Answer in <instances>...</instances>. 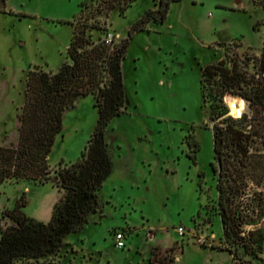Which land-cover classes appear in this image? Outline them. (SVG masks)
Instances as JSON below:
<instances>
[{
	"label": "rangeland",
	"instance_id": "obj_1",
	"mask_svg": "<svg viewBox=\"0 0 264 264\" xmlns=\"http://www.w3.org/2000/svg\"><path fill=\"white\" fill-rule=\"evenodd\" d=\"M82 1L5 0L0 10V144L17 139L28 69L56 70L65 60L70 22ZM156 2L134 0L122 14L114 8L102 16L108 32L124 37ZM263 35L259 0H173L163 22L150 21L135 33L121 62L123 111L106 130L113 170L99 192L101 210L68 234L55 254L14 264H150L154 246L174 243L177 264H230L231 256L221 249L210 165L212 133L200 67L233 52L259 54ZM237 106L241 112L245 105ZM229 109L238 113L234 106ZM96 121L92 95L79 97L64 111L47 158L52 174L77 159ZM62 192L52 181L2 183L0 230L13 223L2 212L14 208L22 195L23 212L47 222ZM117 228L126 234L122 248L114 245ZM256 228L264 235V219L245 226ZM262 257L260 264L264 241Z\"/></svg>",
	"mask_w": 264,
	"mask_h": 264
},
{
	"label": "trees",
	"instance_id": "obj_2",
	"mask_svg": "<svg viewBox=\"0 0 264 264\" xmlns=\"http://www.w3.org/2000/svg\"><path fill=\"white\" fill-rule=\"evenodd\" d=\"M4 10L5 0H0ZM134 0H84L70 22L65 60L56 70L28 69L24 101L17 113V139L0 144V185L6 181H52L62 195L47 222L26 215L22 195L2 215L12 224L0 230V264L55 254L66 236L78 231L101 209L98 191L112 171L106 141L110 121L121 114L125 86L121 62L133 35L150 21L163 22L171 1L157 0L127 29L110 34L105 18L122 14ZM264 8V0H259ZM255 23L253 28L258 29ZM202 101L209 109L215 178V209L230 264H260L264 235L245 229L264 219V35L259 54L233 52L200 67ZM92 95L97 121L76 160L51 173L48 156L62 129L64 111L79 97ZM228 97L225 101V97ZM244 103L240 112L237 104ZM237 109L230 112L229 106ZM176 243L154 246L150 264H177ZM239 263H238V262Z\"/></svg>",
	"mask_w": 264,
	"mask_h": 264
},
{
	"label": "built area",
	"instance_id": "obj_3",
	"mask_svg": "<svg viewBox=\"0 0 264 264\" xmlns=\"http://www.w3.org/2000/svg\"><path fill=\"white\" fill-rule=\"evenodd\" d=\"M177 230L179 231V233L183 232L182 227H178ZM113 235V239H114V245L118 248H122L125 245L124 239H125V232L124 230L121 229H115L112 233Z\"/></svg>",
	"mask_w": 264,
	"mask_h": 264
},
{
	"label": "crops",
	"instance_id": "obj_4",
	"mask_svg": "<svg viewBox=\"0 0 264 264\" xmlns=\"http://www.w3.org/2000/svg\"><path fill=\"white\" fill-rule=\"evenodd\" d=\"M106 141H107V138H106ZM107 146H108V150H109V153H110V149H109L108 141H107ZM110 157H111V154H110ZM111 162H112V161H111ZM112 170H113V163H112ZM111 173H112V171H111ZM111 173H110V174H111ZM101 187H102V186H101ZM100 189H101V188H100ZM100 189H99V191H98V195H99ZM99 199H100V198H99ZM100 202H101V201H100ZM100 210H101V209H100ZM100 210H99V211H100ZM99 211H98V212H99ZM88 218H89V216H88ZM87 221H88V220H87ZM83 225H84V224H83ZM149 233L151 234L152 232L149 231ZM151 237H152V236H150L149 238H151Z\"/></svg>",
	"mask_w": 264,
	"mask_h": 264
}]
</instances>
